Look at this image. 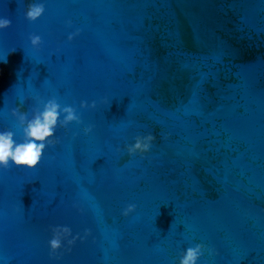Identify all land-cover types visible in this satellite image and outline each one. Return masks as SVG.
I'll return each instance as SVG.
<instances>
[{
    "label": "clouds",
    "instance_id": "1",
    "mask_svg": "<svg viewBox=\"0 0 264 264\" xmlns=\"http://www.w3.org/2000/svg\"><path fill=\"white\" fill-rule=\"evenodd\" d=\"M45 8L42 3H31L26 11V18L29 21H36L42 16ZM70 23V22H69ZM11 26V20L4 18L0 19V29H7ZM70 34L68 39L72 40L74 35ZM33 47H38L41 44V37L33 35L30 37ZM81 108H95L96 102L91 105L87 102H81ZM12 115L17 117L19 125L23 130L24 140L17 143L14 139L15 133L11 130L0 131V168L7 169L10 165L17 167H25L28 169L36 168L43 157L45 149L54 144L53 139L56 128L67 127L70 123H82L80 116L72 106H64L57 102L55 98L49 99L43 104V109H36L33 112L32 118H28V114L22 112L19 108L12 109ZM63 116V119H61ZM93 126L89 125L84 128V133L88 134L92 131ZM155 137L152 134L146 136H137L135 143L128 146L127 152L129 155L136 153H146L150 150ZM136 209L135 204H129L124 210L123 215L127 217ZM71 235V230L68 227H56L53 229V238L49 241L50 248L55 253L62 246V239ZM74 243V239L68 240V244ZM205 246L196 244L194 247L186 249L180 259V264H197L198 259L203 255ZM212 254L211 249L208 250Z\"/></svg>",
    "mask_w": 264,
    "mask_h": 264
}]
</instances>
